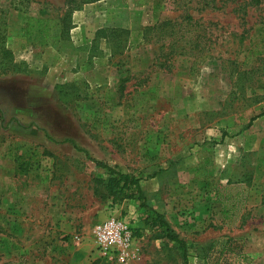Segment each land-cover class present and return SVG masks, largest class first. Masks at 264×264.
Here are the masks:
<instances>
[{"label":"rangeland","instance_id":"rangeland-1","mask_svg":"<svg viewBox=\"0 0 264 264\" xmlns=\"http://www.w3.org/2000/svg\"><path fill=\"white\" fill-rule=\"evenodd\" d=\"M65 1L0 0V264H126L94 238L119 214L128 264H264V0ZM28 15L59 19L62 52L22 36ZM50 68L77 74L43 87ZM95 161L142 198L113 204Z\"/></svg>","mask_w":264,"mask_h":264},{"label":"trees","instance_id":"trees-1","mask_svg":"<svg viewBox=\"0 0 264 264\" xmlns=\"http://www.w3.org/2000/svg\"><path fill=\"white\" fill-rule=\"evenodd\" d=\"M8 1V6L9 10L13 11H19L26 13V11L29 8V5L34 2V0H7ZM69 2V3H68ZM85 2V1H83ZM88 2V1H86ZM65 5L69 6L70 1H65ZM79 6L74 5L72 8L69 10L73 11L74 9L78 10ZM67 19L68 17L62 16L60 18V22L58 24V30L60 32V35H64L67 33ZM59 20V19H58ZM57 19H52L51 18H46L42 16H32L28 15L25 17L23 26L21 27L22 31V36H24L27 40L31 39V36L39 32L43 34L41 40H45L43 44L45 45H52L56 46L61 39L57 35H50L48 32H50L51 27H53V23L58 21ZM3 24V25H1ZM110 30V31H109ZM109 31L111 34L116 32V29L114 28H101L96 30V36L98 34H104V40L107 41L108 43V38L109 34L106 35V32ZM48 38H51L52 41L48 42ZM5 41H6V26L5 22L2 21L0 23V58L6 59V60H11L13 57V52L9 50L5 46ZM42 43V42H41ZM60 45H57L56 48L58 50H63L62 46L59 47ZM260 116V115H259ZM96 165L101 168L102 170L105 171V174H107V178L104 181H101V183L104 185V189L106 190V193L108 197L111 198V202L113 204H121L125 200L133 199L136 196L138 198H142V190H141V185L139 183V179L136 178L133 175H130L129 173H124L120 170H116L115 168L104 164L99 161H95ZM221 212L223 216L226 217V207L223 206L221 209ZM148 222V221H147ZM149 225L151 227H164L166 229V235L169 240L177 243L179 245V248L183 251V253H186V246L183 241H181L177 236H175L169 226V224L163 219L161 215H156L155 218L151 219L149 222Z\"/></svg>","mask_w":264,"mask_h":264},{"label":"built area","instance_id":"built-area-1","mask_svg":"<svg viewBox=\"0 0 264 264\" xmlns=\"http://www.w3.org/2000/svg\"><path fill=\"white\" fill-rule=\"evenodd\" d=\"M130 221L122 215H111L105 218L94 229V238L103 256L126 262L133 243V231Z\"/></svg>","mask_w":264,"mask_h":264},{"label":"crops","instance_id":"crops-1","mask_svg":"<svg viewBox=\"0 0 264 264\" xmlns=\"http://www.w3.org/2000/svg\"><path fill=\"white\" fill-rule=\"evenodd\" d=\"M83 10H87V8H85ZM81 13H82V10H80V11L77 10L73 14V16L75 18H80V16H81V19H83L82 15H79ZM74 24L76 25V24H78V22L75 21ZM103 24L100 25L99 28H97V30L103 28L104 27ZM77 27H78V25H77ZM81 27H82V25H79L78 28H81ZM56 50H58V48H56ZM59 52H62V50H59ZM76 74H77V70L67 72L64 68H60V69L59 68H55V69L54 68H50V70L48 71V73L46 74V76L44 77V79L42 80L41 84H42L43 87L55 88L57 86V82H58V78L59 77H62V78L65 77V76L69 77L70 75H72L73 77H75ZM67 82H72V81L70 79ZM128 202H129V200H125V201L122 202L121 205H123V206L129 205L130 203H128Z\"/></svg>","mask_w":264,"mask_h":264}]
</instances>
